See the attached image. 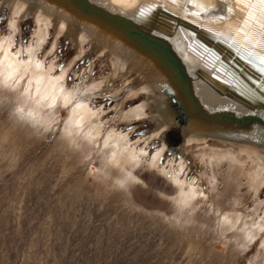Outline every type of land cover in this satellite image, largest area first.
<instances>
[{"label": "rangeland", "instance_id": "obj_1", "mask_svg": "<svg viewBox=\"0 0 264 264\" xmlns=\"http://www.w3.org/2000/svg\"><path fill=\"white\" fill-rule=\"evenodd\" d=\"M13 13L0 3V38L27 60L39 25L29 12L15 29ZM50 29L40 61L64 75L67 90L87 93L102 139L113 130L143 153L115 159L87 135L88 123L71 122L68 105L34 102L28 79L0 82V264H264V230L249 240L242 224L223 225L232 213L249 225L264 218V182L255 193L238 170L233 179L227 161L212 165V148L186 145L178 126L164 139L150 107L127 118L150 94L134 77L111 78L109 53ZM172 175L202 196L180 207Z\"/></svg>", "mask_w": 264, "mask_h": 264}, {"label": "bare ground", "instance_id": "obj_2", "mask_svg": "<svg viewBox=\"0 0 264 264\" xmlns=\"http://www.w3.org/2000/svg\"><path fill=\"white\" fill-rule=\"evenodd\" d=\"M88 1L127 18L149 21L148 32L152 36L162 35L167 39L174 52L172 54L178 57L189 75L192 93L206 111L224 110L240 117L254 113L261 118L238 126L188 116L187 97L183 88L151 53L119 33L79 17L50 0H0L1 4H11L15 18L13 28L16 27V21L29 12L34 13L39 25L36 45L27 49V60L20 57L21 50L12 52L10 39L0 38V82L11 85L14 80L21 82L28 79L27 92L34 94V102L41 106H54L58 102L68 105L71 122L78 124L76 127L88 123V127H84L87 135L102 139V125L94 121L97 111L85 103L87 93L79 96V91L67 90L64 75L54 76L53 66H45L37 55L50 28L59 35L73 33L74 38L79 37L82 43L101 50L102 54H110L111 78L134 77L140 90L150 94V102L132 109L127 118L145 116L150 107L155 113L151 114L152 118L158 120L157 129L165 134L164 139L169 129L178 126L186 145L212 148L208 155L210 163L219 165L227 161L229 176L233 178L234 170H238L241 177H247L249 186L257 193L258 187L264 182V8L260 6L259 0ZM11 40L14 41L13 38ZM250 75L256 77L257 82L254 83ZM99 87L95 86L94 89ZM102 140L103 146L111 149L115 159L131 157L141 161L143 150H131L127 136L112 130ZM231 148L237 152L229 151ZM160 155H154L155 158L149 163L152 167ZM172 177L174 184L178 185L180 207L202 196L203 192L192 183L181 181L178 175ZM243 218L239 213L225 215L223 225L226 223L232 229L242 224L249 240L262 235L264 218L257 225H249L251 222Z\"/></svg>", "mask_w": 264, "mask_h": 264}, {"label": "water", "instance_id": "obj_3", "mask_svg": "<svg viewBox=\"0 0 264 264\" xmlns=\"http://www.w3.org/2000/svg\"><path fill=\"white\" fill-rule=\"evenodd\" d=\"M50 2L56 5L61 4L77 16L98 23L100 26L111 32L119 33L125 39L133 42L136 46L151 53L164 69L169 72V75L174 81L183 88L184 94L187 97L188 116H199L204 120L219 121L238 126H245L252 120L261 118L254 113L240 117L232 112L224 110L221 112L206 111L198 103L195 95L192 93L188 80L189 75L178 57L175 54H172L174 52L167 43V39L162 35H156L153 33L154 37L148 32V27L150 25L149 21H137L109 12L102 6L89 2L88 0H50ZM250 79L254 83L257 82V78L254 76L250 75ZM262 104H264V100L262 101ZM188 116L186 119H188ZM179 120L183 121L182 118Z\"/></svg>", "mask_w": 264, "mask_h": 264}, {"label": "snow or ice", "instance_id": "obj_4", "mask_svg": "<svg viewBox=\"0 0 264 264\" xmlns=\"http://www.w3.org/2000/svg\"><path fill=\"white\" fill-rule=\"evenodd\" d=\"M259 4L262 8H264V0H259ZM262 59H264V57H262Z\"/></svg>", "mask_w": 264, "mask_h": 264}]
</instances>
